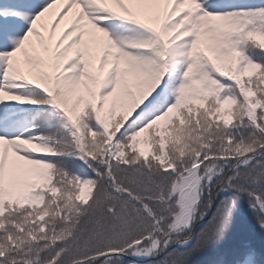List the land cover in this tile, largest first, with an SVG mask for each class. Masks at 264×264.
Segmentation results:
<instances>
[{"label":"snow or ice","instance_id":"snow-or-ice-1","mask_svg":"<svg viewBox=\"0 0 264 264\" xmlns=\"http://www.w3.org/2000/svg\"><path fill=\"white\" fill-rule=\"evenodd\" d=\"M201 255L264 264V0H0V264Z\"/></svg>","mask_w":264,"mask_h":264},{"label":"trees","instance_id":"trees-1","mask_svg":"<svg viewBox=\"0 0 264 264\" xmlns=\"http://www.w3.org/2000/svg\"><path fill=\"white\" fill-rule=\"evenodd\" d=\"M214 211V209H213ZM208 219H211V217L209 216ZM204 223H207V220L204 221ZM199 230V226L198 229ZM247 237L246 233H243L240 229H237L236 231H234L233 235L229 238V242L228 245L226 247H231L233 244L237 243L238 241H240L241 239H244ZM253 239L256 243H260L257 241L258 237H248ZM196 261V264H204V262L208 259L207 256L205 255H201L199 257L194 258Z\"/></svg>","mask_w":264,"mask_h":264},{"label":"rangeland","instance_id":"rangeland-1","mask_svg":"<svg viewBox=\"0 0 264 264\" xmlns=\"http://www.w3.org/2000/svg\"><path fill=\"white\" fill-rule=\"evenodd\" d=\"M257 241L260 242L259 238H257Z\"/></svg>","mask_w":264,"mask_h":264}]
</instances>
